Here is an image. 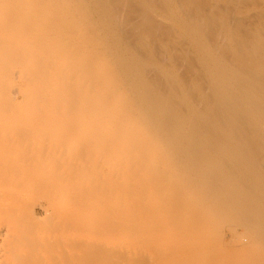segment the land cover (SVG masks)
<instances>
[{
  "label": "bare ground",
  "instance_id": "1",
  "mask_svg": "<svg viewBox=\"0 0 264 264\" xmlns=\"http://www.w3.org/2000/svg\"><path fill=\"white\" fill-rule=\"evenodd\" d=\"M221 261L264 264V0H0V264Z\"/></svg>",
  "mask_w": 264,
  "mask_h": 264
},
{
  "label": "rangeland",
  "instance_id": "2",
  "mask_svg": "<svg viewBox=\"0 0 264 264\" xmlns=\"http://www.w3.org/2000/svg\"><path fill=\"white\" fill-rule=\"evenodd\" d=\"M224 231H226V229H224ZM237 231H240V229L237 228ZM228 235H229V234L226 233V235H225V237H224V242H225L226 244L228 243L227 245L229 246V245H232V244H234V243H233V242L230 243V241H229V240H230V236H228ZM140 242L145 243V242H146V237L143 236V237H142V241H140ZM224 242H223V243H224ZM229 243H230V244H229ZM224 245H225V244H224ZM228 261H229V260H228ZM233 261L235 262L236 260H233ZM233 261L231 260L230 262H233ZM225 262H226V261H225ZM225 262L222 263V261H221L220 264H224ZM218 263H219V262H218ZM218 263H217V264H218ZM227 263H228V262H227Z\"/></svg>",
  "mask_w": 264,
  "mask_h": 264
}]
</instances>
